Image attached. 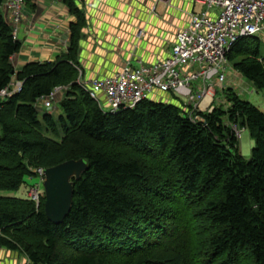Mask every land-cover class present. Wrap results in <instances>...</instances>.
<instances>
[{"label":"trees","instance_id":"1","mask_svg":"<svg viewBox=\"0 0 264 264\" xmlns=\"http://www.w3.org/2000/svg\"><path fill=\"white\" fill-rule=\"evenodd\" d=\"M77 1L61 0L76 18L66 53L15 71L20 41L0 0V90L22 82L0 98V191L15 193L36 168L89 165L60 224L47 219L43 195H0V248L24 254L23 264H177L172 254L184 264H264V113L230 87L225 110L190 114L176 99L102 110L77 82L86 25ZM227 57L264 91L259 37L237 38ZM56 86H65L57 117L36 103ZM235 125L254 141L248 158Z\"/></svg>","mask_w":264,"mask_h":264},{"label":"built area","instance_id":"2","mask_svg":"<svg viewBox=\"0 0 264 264\" xmlns=\"http://www.w3.org/2000/svg\"><path fill=\"white\" fill-rule=\"evenodd\" d=\"M168 2L169 0H162ZM198 6L190 15L186 27L179 29L167 55L154 62L129 61L112 75L96 76L89 80L77 79L98 106L114 112L120 108H132L143 99L173 102L177 99L188 113L213 109V82H222L231 66L227 54L239 37L264 34V0H194ZM25 0H3L1 10L18 38ZM144 30L138 29L135 38L140 40ZM191 84H194V89ZM22 82L12 78L0 90V98L19 92ZM65 86H56L37 100L41 111L58 109L56 94ZM167 94L163 98L161 94ZM177 97V98H176ZM239 129L235 128L238 137ZM34 172L42 182L43 168ZM39 183L29 189V199L37 202L43 193Z\"/></svg>","mask_w":264,"mask_h":264},{"label":"crops","instance_id":"3","mask_svg":"<svg viewBox=\"0 0 264 264\" xmlns=\"http://www.w3.org/2000/svg\"><path fill=\"white\" fill-rule=\"evenodd\" d=\"M77 2L86 18L77 54L81 80L112 75L126 61L135 65L139 60L151 63L164 58L175 40L176 32L186 27L191 13L198 10L194 0ZM22 15L18 33L20 48L11 58L15 71L27 62L54 61L66 53L69 25L76 18L61 0H25ZM140 28L144 30V36L137 40L135 33ZM237 77L241 75L234 70L227 84L232 86ZM161 96L167 98V94L162 93ZM55 97L56 104H59L63 93ZM32 184L24 185L29 190ZM15 254L19 253L0 248V264L26 262L24 254L20 253L19 258H15Z\"/></svg>","mask_w":264,"mask_h":264},{"label":"rangeland","instance_id":"4","mask_svg":"<svg viewBox=\"0 0 264 264\" xmlns=\"http://www.w3.org/2000/svg\"><path fill=\"white\" fill-rule=\"evenodd\" d=\"M257 37L260 38V53L261 56L264 58V34L262 32L258 33L256 35ZM230 67L227 70V76L225 77V80L222 82V86L223 88H221L219 85L221 84L220 82H213L214 85V89H215V93L213 95V104L214 106H217L223 110L226 109V107L228 106L227 103V95H228V87L232 88L242 99L248 100L251 103H253L254 105H256L263 113H264V91L260 90L258 88H256L251 82L243 79L242 77H237L236 79L233 80L232 86H229L230 84H227V81L230 80L231 78V73L234 72V69L232 68V64L230 63ZM78 78H80L78 76ZM192 88L194 89V84H191ZM56 98V97H55ZM177 98V97H176ZM177 100V99H176ZM181 105V104H179ZM58 109H55L53 111H51L53 113V115L55 117L58 116L60 109H59V105L56 104ZM40 108V106H39ZM232 127L234 126L233 124L231 125ZM235 128L240 131L239 135L237 137L238 141H239V150L241 155H243L245 158H248L250 156V152L251 149L254 146V141L250 138L249 133L246 129H240V127L237 125H235ZM120 148H115L113 149V151H116ZM120 151H123L120 149ZM155 174V172H154ZM39 183V178L37 176L35 177H31L27 179V183L32 184V183ZM19 190V191H18ZM17 190L16 193H12L11 195H17L20 197H24V198H29V190L28 188L22 184L20 186V188ZM38 191L43 193V187H42V182L39 183L38 185ZM6 195L5 192L0 191V195ZM10 194V193H9ZM8 195V194H7ZM38 202V201H37ZM169 222V217L166 218ZM202 239H204L205 237H201ZM209 247L205 248V247H201L199 248L201 250V260L204 262L205 257L207 256V250ZM16 257L15 258H19V254H15ZM172 258L173 261L177 264H184L185 261L183 260V258H178L179 255H173L172 254Z\"/></svg>","mask_w":264,"mask_h":264},{"label":"water","instance_id":"5","mask_svg":"<svg viewBox=\"0 0 264 264\" xmlns=\"http://www.w3.org/2000/svg\"><path fill=\"white\" fill-rule=\"evenodd\" d=\"M86 159H70L43 169V208L49 221L60 224L73 201L74 183L88 170Z\"/></svg>","mask_w":264,"mask_h":264}]
</instances>
